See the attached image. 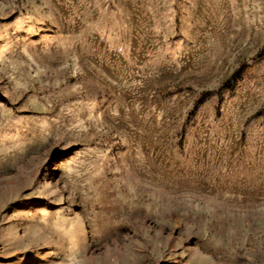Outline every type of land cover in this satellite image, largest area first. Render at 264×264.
<instances>
[{
    "label": "rangeland",
    "instance_id": "obj_1",
    "mask_svg": "<svg viewBox=\"0 0 264 264\" xmlns=\"http://www.w3.org/2000/svg\"><path fill=\"white\" fill-rule=\"evenodd\" d=\"M0 264H264V0H0Z\"/></svg>",
    "mask_w": 264,
    "mask_h": 264
}]
</instances>
